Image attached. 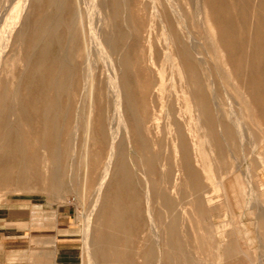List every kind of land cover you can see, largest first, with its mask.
Wrapping results in <instances>:
<instances>
[{"label": "bare ground", "instance_id": "obj_1", "mask_svg": "<svg viewBox=\"0 0 264 264\" xmlns=\"http://www.w3.org/2000/svg\"><path fill=\"white\" fill-rule=\"evenodd\" d=\"M206 1L195 0L194 3L200 7L206 4L204 16L217 32L216 46L230 68L228 77L238 83L237 90L248 115L259 122L264 131V0H235L232 10L225 0ZM12 4L14 18L8 20L0 37V58L18 62L24 68L10 79V68V71L7 69L10 75L4 79L0 76V184L6 186L15 181L20 189H25L29 186L30 174L35 179V186L40 181L47 183L50 196L61 192L68 155L72 152V97L89 93L87 83H82L79 77L80 69L90 52L98 50L107 56L113 67L110 85L115 96L117 125L108 126L102 112L98 113L96 140L107 145L108 152L95 191L96 205L93 208H97L100 202L95 225L93 220L87 223L88 226L85 224L87 263L94 261L95 253H101L105 260L106 257H114L117 244L110 242V250L106 252L104 233L135 230L140 223L144 210L139 188L140 165L144 166L143 200L147 207L149 230L155 234L164 230L173 236L180 230L179 216L186 211L184 199L189 198L192 204H199L202 199L208 204L211 201L208 191L203 190V176L198 169L200 164L205 170L200 154L201 140L204 139L206 145L215 151L217 165L221 166L226 164L222 144L232 148L241 142L243 146L249 132L246 120L240 119L232 102L226 113L222 110L217 86L197 49V41L189 31L183 35L185 17L178 0H12L10 7ZM133 11L140 15V21L132 17ZM232 11H238L244 26L249 15L254 18L255 35L242 38L249 42L242 46L256 47V50L243 49L235 43L241 39L234 33L236 27L232 22H223L224 16L231 15ZM159 34L162 40L158 38ZM11 48L16 53L5 57V52ZM160 52L165 60L172 59L174 64L170 63L177 66L181 95L186 100V104L178 102V106L171 102L165 108L167 130L173 135L174 162L166 158L162 141L157 140L151 131L149 123L153 114L144 98L154 86L163 87L164 69L159 63ZM147 53L151 68L147 70L149 75L142 80L137 65ZM113 54L118 55L116 62ZM185 108L190 110V118ZM14 115H19L20 120H12ZM23 121L36 123L37 131L33 138L24 131ZM193 135L198 139H193ZM133 151L138 155L137 159L132 156ZM161 159L166 161L160 166ZM158 174L167 182L170 192L166 189L157 196L163 211L156 216L153 199L157 183L155 176ZM123 200L129 203L125 204ZM127 211L131 212L129 218ZM157 245L155 261L168 264L162 244ZM169 247L179 248L180 244L171 240ZM229 248V252H234L232 243ZM116 261L113 264L126 263L124 258H114ZM152 262L147 255L144 264Z\"/></svg>", "mask_w": 264, "mask_h": 264}, {"label": "rangeland", "instance_id": "obj_2", "mask_svg": "<svg viewBox=\"0 0 264 264\" xmlns=\"http://www.w3.org/2000/svg\"><path fill=\"white\" fill-rule=\"evenodd\" d=\"M213 1L210 0L209 2L213 3ZM225 1L228 8L232 10L234 7L232 4H234L235 0ZM11 2L12 0H0V37L4 34V28L8 20L14 18L15 10L13 9V4L10 7ZM194 2L195 0H178L179 8L185 17L183 35H186L189 31L197 41V49L204 57L211 72V80L213 78L215 80V82L213 80V83L215 87L217 86L216 90L218 91L219 100L222 102V110L226 113L230 109L232 102L240 119L243 122L246 120V126L247 128L249 127L247 140L243 142V146L240 142L238 146L232 148L226 147L225 143H223L226 164L218 166L215 151H212L202 138L203 140L201 141L203 143L200 146V154L205 170L200 164L198 169L203 176V190L208 191L211 201L208 204L205 199H202L199 204H192L188 200L189 198L184 199L183 206L185 205L184 209L186 211L179 216L180 230L173 236L165 233L164 230H160L157 234L149 230L146 215L147 207L143 200L145 182L142 177L144 176V166L140 165L138 170V174L141 177L139 188L142 195L141 208L142 210L144 209L141 221L137 224L135 230H125L122 231L123 233H116L117 235L113 234L114 230L109 231L107 234L104 233V242L107 245L106 252L110 250L108 245L110 242L117 244L114 247V257H106L105 260L101 253H95L96 258L94 257V261L92 260L91 264L117 263V261L114 262V258L116 260L124 258L125 264H144L147 255L153 260L151 264H157V261H155L157 244H162L163 253L167 257L168 264H264V131L262 125L248 115L237 90L238 83L228 77L230 76L228 75L230 74V68L225 63L224 54L216 46L217 32L207 17L204 16V14L206 15L204 9L206 4L203 3L204 6L200 7ZM237 14L238 11H232L231 15H223V22H232L236 27L234 33L241 39H237L235 43L241 45L240 48L256 50V47L242 46L249 44L243 39L252 38L255 35L254 29H256V25L254 24V18L249 15L251 22L248 18L244 26L240 15ZM133 16L137 17L139 21L141 20L138 17L140 15L136 11H133ZM195 17L197 18L195 19ZM205 23L206 26L204 25ZM205 27L206 29H204ZM245 27L247 29L249 27L248 31ZM241 28H244L243 30H246L248 35ZM250 28L253 30H250ZM160 36L159 34L158 38L162 40L163 38ZM212 40L213 42H211ZM13 48L5 52V57L16 53ZM159 55L162 57L159 56V63L164 69L163 87L160 85L154 86L145 94L144 98L149 104L151 114H153V119L149 123L151 131L157 140L162 141V151L169 153V155L167 153L164 154L166 158L168 157L171 162H174V149L172 150L173 135L168 133L167 130L166 124L168 120L165 108L170 106L171 102L176 105H178V102L179 104H186V100L181 95V78L179 77L180 73H177L179 72L177 66L173 65L172 59L165 60L166 58L163 57L161 52ZM103 56L105 55L98 50L91 51L80 69L79 77L82 83H87L89 93L72 97L70 119L73 132L72 152L68 155L66 172L64 179L62 178L64 185L61 192L58 195L50 196L49 192H47V183L40 181L35 186V179L30 174V178L27 181L29 186L25 189H20L15 181L6 186L0 184V214L5 219L9 216V222L11 223L7 224V226L18 227L20 230H76L81 241L84 264H89L86 260L87 253L85 251L87 243L84 242L87 241L85 239L88 237L87 223L93 220L95 225L100 205L99 202L97 208H93L96 205L94 203L96 198L95 191L102 177L108 152V146L99 144L96 140L98 113L102 112L108 126L115 124V127L117 125V118L115 119L117 111L114 105L115 96L110 85L114 71L107 56H105L106 58H103ZM112 56L116 62L118 55L113 54ZM5 59L8 58H0V76L2 79L9 74L7 69L9 71L11 69V77H8L10 79L13 74L24 68L18 62ZM221 67L223 70H221ZM148 68H151V62L147 53L143 58L139 59V64L137 65V70L142 80H145V76L149 75L147 72ZM154 74L157 78H160L159 75ZM227 79H230V81ZM236 101L237 103H235ZM185 111L187 117L190 118V110L185 108ZM16 116L14 115V118L12 116L11 119H15L14 121L20 120L19 115ZM34 125H36L35 122L28 124L25 121L22 122L24 131L28 132L31 138L34 137L37 131V127ZM192 138L198 139L194 135ZM31 152L28 154H31ZM131 154L136 159L138 158L134 151ZM165 159L159 161L160 166L163 162L165 163ZM155 178L157 183L153 199V212L154 215L158 216V213L162 212L163 208L157 196L166 191L167 182L159 174ZM174 178L175 175L171 177L170 181L173 182ZM167 190L170 192L169 189ZM202 196L203 191L201 193ZM123 203L129 202L123 200ZM127 212V217H131V212ZM85 224H87L86 227ZM4 225H6L5 222ZM171 240L179 242L180 247H169ZM84 243L86 244L85 246ZM231 243L233 244L234 252H229Z\"/></svg>", "mask_w": 264, "mask_h": 264}, {"label": "crops", "instance_id": "obj_3", "mask_svg": "<svg viewBox=\"0 0 264 264\" xmlns=\"http://www.w3.org/2000/svg\"><path fill=\"white\" fill-rule=\"evenodd\" d=\"M10 223L0 214V264H84L76 230H20Z\"/></svg>", "mask_w": 264, "mask_h": 264}]
</instances>
